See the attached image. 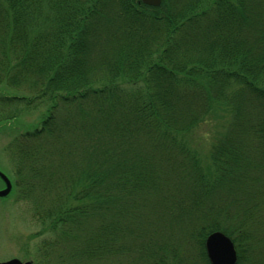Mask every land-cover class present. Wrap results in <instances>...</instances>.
<instances>
[{
	"label": "trees",
	"instance_id": "16d2710c",
	"mask_svg": "<svg viewBox=\"0 0 264 264\" xmlns=\"http://www.w3.org/2000/svg\"><path fill=\"white\" fill-rule=\"evenodd\" d=\"M0 86L2 131L43 110L5 145L37 258L209 264L219 230L264 264V0H0Z\"/></svg>",
	"mask_w": 264,
	"mask_h": 264
},
{
	"label": "rangeland",
	"instance_id": "374dc122",
	"mask_svg": "<svg viewBox=\"0 0 264 264\" xmlns=\"http://www.w3.org/2000/svg\"><path fill=\"white\" fill-rule=\"evenodd\" d=\"M1 92L7 89L0 86ZM8 92L10 90L8 89ZM230 110L225 112L217 111L215 118L207 116L188 135L191 146H193L202 162L207 160L208 151L214 136L222 131V127L229 116ZM37 110L33 113H23L17 121L9 128L11 134L20 133L38 122L40 113ZM221 114L223 116H221ZM221 116V118H219ZM8 140L0 128V170L12 178V165L4 146ZM3 182L0 180V189ZM41 226L32 217L31 205L28 202L18 199L14 190H11L5 197H0V259L10 256L38 257L37 248L45 235L39 234ZM26 250V252H22ZM33 259V258H32ZM46 262V260L44 261Z\"/></svg>",
	"mask_w": 264,
	"mask_h": 264
},
{
	"label": "water",
	"instance_id": "95a60500",
	"mask_svg": "<svg viewBox=\"0 0 264 264\" xmlns=\"http://www.w3.org/2000/svg\"><path fill=\"white\" fill-rule=\"evenodd\" d=\"M144 3L158 5L160 0H142ZM0 178L4 181L5 187L0 190V196H5L10 190L8 178L0 172ZM207 257L211 264H235L236 252L231 240L221 232L210 233L204 242ZM11 260L9 263L14 262Z\"/></svg>",
	"mask_w": 264,
	"mask_h": 264
},
{
	"label": "flooded vegetation",
	"instance_id": "af4514ba",
	"mask_svg": "<svg viewBox=\"0 0 264 264\" xmlns=\"http://www.w3.org/2000/svg\"><path fill=\"white\" fill-rule=\"evenodd\" d=\"M10 258H13V257H7V258H4V259H0V262H4V261H7L8 259H10ZM18 259H20V264H25V262L27 261V259H21V258H18Z\"/></svg>",
	"mask_w": 264,
	"mask_h": 264
}]
</instances>
